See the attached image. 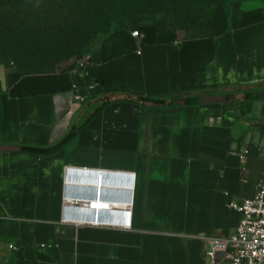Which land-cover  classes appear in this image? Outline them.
Instances as JSON below:
<instances>
[{"label":"crops","instance_id":"1","mask_svg":"<svg viewBox=\"0 0 264 264\" xmlns=\"http://www.w3.org/2000/svg\"><path fill=\"white\" fill-rule=\"evenodd\" d=\"M133 30L59 70L0 64V264H208L263 183L264 0L216 5L209 35ZM100 192L130 225L66 220Z\"/></svg>","mask_w":264,"mask_h":264},{"label":"rangeland","instance_id":"2","mask_svg":"<svg viewBox=\"0 0 264 264\" xmlns=\"http://www.w3.org/2000/svg\"><path fill=\"white\" fill-rule=\"evenodd\" d=\"M219 1L0 0V64L33 73L93 60L114 28L203 36Z\"/></svg>","mask_w":264,"mask_h":264},{"label":"built area","instance_id":"3","mask_svg":"<svg viewBox=\"0 0 264 264\" xmlns=\"http://www.w3.org/2000/svg\"><path fill=\"white\" fill-rule=\"evenodd\" d=\"M132 35L140 38L142 32L135 29L132 31ZM66 199L71 203L70 206L86 208L93 212L92 216H66L67 221L92 225L128 226L131 224V210H127L129 216L127 220L101 218V212L115 210L121 203L102 198L101 192L98 198L95 195L86 198ZM82 199L88 201L83 202ZM231 207L240 214L239 223L231 234L213 236L208 239L209 248L205 252L208 264H264V181L254 196L233 201ZM10 247L16 248L14 244H11Z\"/></svg>","mask_w":264,"mask_h":264},{"label":"trees","instance_id":"4","mask_svg":"<svg viewBox=\"0 0 264 264\" xmlns=\"http://www.w3.org/2000/svg\"><path fill=\"white\" fill-rule=\"evenodd\" d=\"M231 1H236V0L219 1L218 3L215 4V6L218 5V4H224V5L228 8V4H229ZM215 6H214V9H215ZM213 14H214V10L212 11V15H211V18H210V24H209V30H210V31H209V33L206 34V35L211 34ZM203 36H204V35H203ZM47 71H54V70H45V71H38V72H47Z\"/></svg>","mask_w":264,"mask_h":264}]
</instances>
